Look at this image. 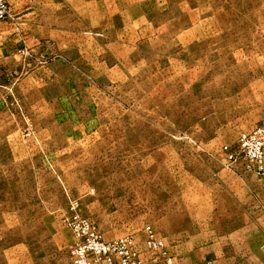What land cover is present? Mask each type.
<instances>
[{"label": "rangeland", "instance_id": "374dc122", "mask_svg": "<svg viewBox=\"0 0 264 264\" xmlns=\"http://www.w3.org/2000/svg\"><path fill=\"white\" fill-rule=\"evenodd\" d=\"M51 1L0 21V264H71L72 200L142 264H264V179L222 160L264 125V0Z\"/></svg>", "mask_w": 264, "mask_h": 264}, {"label": "built area", "instance_id": "2783aa9c", "mask_svg": "<svg viewBox=\"0 0 264 264\" xmlns=\"http://www.w3.org/2000/svg\"><path fill=\"white\" fill-rule=\"evenodd\" d=\"M0 21L13 24L19 31L23 17L15 13L10 0H0ZM222 160L226 169L238 175L250 172L264 179V125L242 131L234 144L225 145ZM63 222L73 238L69 250L71 264H142L132 237L105 240L97 226L80 214L78 201L70 202V214ZM145 234L148 249L166 254L164 242L156 237L151 226L146 227ZM166 264L174 263L167 258Z\"/></svg>", "mask_w": 264, "mask_h": 264}, {"label": "crops", "instance_id": "0c3cea01", "mask_svg": "<svg viewBox=\"0 0 264 264\" xmlns=\"http://www.w3.org/2000/svg\"><path fill=\"white\" fill-rule=\"evenodd\" d=\"M51 0H37L36 5L39 8V14H41L42 12V8L45 12L46 7L51 6ZM31 4V0H10V5L12 7V9L17 12V14L21 15L23 17L24 21H28L30 18H32L33 16H35L33 11H29L31 10L30 6ZM55 3H54V7H55ZM41 7V8H40ZM28 11V12H27ZM27 12V13H26ZM38 17H41L42 15H39ZM56 17V16H55ZM43 21H46L47 19L44 17L42 19ZM58 19H54V21H57ZM244 180V179H243ZM235 181L241 185V187H244L245 190L250 189V187H248V185H246V183H244L242 180H240L239 178H235ZM253 188V187H251Z\"/></svg>", "mask_w": 264, "mask_h": 264}]
</instances>
